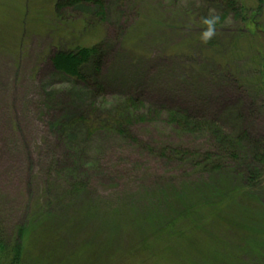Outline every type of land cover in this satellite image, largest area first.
Masks as SVG:
<instances>
[{
  "label": "rangeland",
  "instance_id": "rangeland-1",
  "mask_svg": "<svg viewBox=\"0 0 264 264\" xmlns=\"http://www.w3.org/2000/svg\"><path fill=\"white\" fill-rule=\"evenodd\" d=\"M74 1L0 0V233L21 263L264 264V162L250 180L209 132L165 118L214 120L264 151L262 42L242 20L254 12L264 29V0H236L244 11L225 17L221 0ZM204 16L219 18L207 43ZM92 46L85 81L51 62ZM128 98L143 121L85 136L80 119ZM206 153L224 170L204 168ZM72 183L78 195L64 194Z\"/></svg>",
  "mask_w": 264,
  "mask_h": 264
},
{
  "label": "trees",
  "instance_id": "trees-1",
  "mask_svg": "<svg viewBox=\"0 0 264 264\" xmlns=\"http://www.w3.org/2000/svg\"><path fill=\"white\" fill-rule=\"evenodd\" d=\"M222 5L216 6L218 7L220 13H222V16H227L229 14H233L234 16H238L240 13L244 11V7L239 5V3L236 2V0H221ZM74 2H77L76 0ZM97 2L100 7L101 3ZM214 7V8H215ZM255 13L251 12V14L248 16L247 20L242 19L245 24H248L249 33L253 35L254 37H257L262 42L261 48H257L256 52L258 54V60H259V67H257L258 72L256 73L255 79L256 82L254 83L255 90L259 94H261L262 98L264 99V29L258 26V22L256 21ZM207 16H204L205 18ZM202 18V21H203ZM223 21V20H222ZM201 22V21H200ZM202 23V22H201ZM255 44V42H254ZM253 45V44H252ZM254 47V45H253ZM76 52H70V53H57L51 58V62L54 63V68L56 70H61L65 73V75L70 76L72 79L78 80V81H85L84 76L79 71V67L83 64L87 63V61L90 58H94L98 54V50L95 46H92L91 48H78L75 50ZM99 64L95 63L94 67L95 70L98 69ZM135 110L136 116L133 117V111ZM138 102L135 101V99L128 98L124 101V104L117 109L113 111V114H107V113H99L95 109H92L91 112L88 114L86 119H81L79 122L82 126L86 125L84 127V133L85 136L90 137L95 133H98L100 131H108L115 134H118L120 136H125L126 132V125L131 124V121H143L140 115H138ZM167 116L165 117L167 121L169 122V125H174L181 133L191 135L199 133L201 130H206L212 135V138L216 141L218 144V147H223L227 152L228 156L230 157V161L233 163H237L239 168L242 170L247 169V174L250 175V177L253 175H256L258 169V166L264 162V151L261 150V153L254 149V147L250 146L245 139L241 138L239 135L235 136L231 134L230 132H225L221 126L216 124L212 121H204L200 119L193 118L192 116H188L187 114L175 111V110H168ZM93 114V115H92ZM92 115V116H91ZM242 136L247 135L245 133H240ZM84 135V134H83ZM229 149V150H228ZM180 154V150L177 148H170V147H162L158 151V157L165 158V159H172L175 158L174 156H178ZM251 156V160H247L245 155ZM194 155V154H193ZM203 161L206 163L203 165L204 168L210 167L211 171L214 172H221L224 169L223 166L213 163L212 155L210 153H206L203 157ZM210 163V164H209ZM250 178V180L252 179ZM78 184H82V182H77ZM76 183H72L68 186V188L65 190L64 194H66L67 190L70 193L67 194H77L79 193V186ZM63 194V195H64ZM63 213V212H61ZM49 214V219L51 220V217L53 218L55 215L51 214V211H48L47 216ZM65 214V211H64ZM178 219L181 218V216L177 217ZM173 220V222L171 221ZM175 219H170L169 223H167L166 228L168 230L171 229L173 224L176 222ZM34 221V220H33ZM37 223V220H35L34 223H30L25 226H29L32 224ZM54 225H56V231L59 230V228H62V219L60 218L59 223L51 222ZM152 227V226H150ZM165 228V229H166ZM74 231V229H73ZM24 229L20 228L18 230V238L19 240L23 239ZM93 237H98L97 235H92ZM56 246L55 249H58L62 247L63 245V239L62 237L55 236ZM23 244V243H22ZM14 245H11V242H8L7 237L4 239L3 236L0 233V264H22L21 263V257H23V250L21 247H13Z\"/></svg>",
  "mask_w": 264,
  "mask_h": 264
},
{
  "label": "clouds",
  "instance_id": "clouds-1",
  "mask_svg": "<svg viewBox=\"0 0 264 264\" xmlns=\"http://www.w3.org/2000/svg\"><path fill=\"white\" fill-rule=\"evenodd\" d=\"M217 16H208L203 18V24L206 28L201 32L200 38L204 43L210 41L216 35V25L218 22Z\"/></svg>",
  "mask_w": 264,
  "mask_h": 264
}]
</instances>
